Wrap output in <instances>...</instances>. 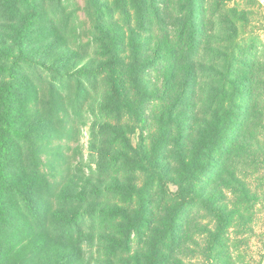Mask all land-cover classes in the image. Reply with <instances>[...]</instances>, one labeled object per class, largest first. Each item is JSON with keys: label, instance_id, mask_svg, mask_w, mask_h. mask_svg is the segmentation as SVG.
<instances>
[{"label": "trees", "instance_id": "16d2710c", "mask_svg": "<svg viewBox=\"0 0 264 264\" xmlns=\"http://www.w3.org/2000/svg\"><path fill=\"white\" fill-rule=\"evenodd\" d=\"M239 1L0 0V264H239L264 210Z\"/></svg>", "mask_w": 264, "mask_h": 264}, {"label": "rangeland", "instance_id": "374dc122", "mask_svg": "<svg viewBox=\"0 0 264 264\" xmlns=\"http://www.w3.org/2000/svg\"><path fill=\"white\" fill-rule=\"evenodd\" d=\"M261 5H249L245 0H240V4L244 7H250V9L254 12L251 20L253 28L256 32L264 38V0H259ZM80 4L83 5V0H79ZM82 18H84L83 12H80ZM83 133H80L81 146L85 158L88 156V142H89V127H82ZM76 143H72L71 147H75ZM66 153L68 155L73 154V149H66ZM46 157V155H45ZM240 239V238H239ZM240 253V252H238ZM241 253L244 254L245 257L241 258L239 264H257L262 257H264V210H258L256 215V224H255V233L250 239L249 243L241 244ZM194 263H199L198 261H194Z\"/></svg>", "mask_w": 264, "mask_h": 264}]
</instances>
